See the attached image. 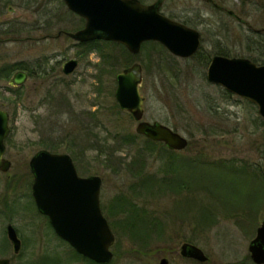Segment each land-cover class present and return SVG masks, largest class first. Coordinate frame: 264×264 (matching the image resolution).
<instances>
[{
	"label": "rangeland",
	"instance_id": "rangeland-1",
	"mask_svg": "<svg viewBox=\"0 0 264 264\" xmlns=\"http://www.w3.org/2000/svg\"><path fill=\"white\" fill-rule=\"evenodd\" d=\"M9 1L0 0V68L21 64L48 74L29 78L15 91H7L12 75L0 81V108L9 114L10 128L5 158L12 164L7 173L0 172V258L10 264H89L53 233L30 196L29 161L46 150L70 156L79 177L101 178L100 207L115 236L108 264H159L162 258L168 264H199L179 255L183 243L204 252L208 261L203 264H253L248 245L264 222V122L250 102L209 83L208 65L199 61L227 52L229 58L264 65L255 62L264 50L254 45L256 39H247L254 30H264V0H214L253 30L202 0H165L163 15L179 23L189 20L200 33V56L180 59L147 46L136 55L126 50L132 55L127 58L114 52H120L118 47L103 46V60L64 35L80 30L84 20L61 0ZM139 1L151 5L156 0ZM125 58L131 60L129 67L138 63L142 68V120L169 127L188 140L186 149L167 154L162 144L146 147V139L135 132L137 123L115 108L116 76L125 69ZM70 59L78 61V68L66 77L62 65ZM105 144L120 150L112 154ZM52 145L58 149L51 150ZM141 156L143 180L165 176L161 169L169 165L166 177L183 184L182 193H155L147 187L151 183L138 187ZM229 165L237 172L223 169ZM124 200L143 206L153 219L145 250L132 242L116 212ZM205 207L214 215L207 226L200 223ZM8 224L22 243L16 256L6 237Z\"/></svg>",
	"mask_w": 264,
	"mask_h": 264
},
{
	"label": "water",
	"instance_id": "water-1",
	"mask_svg": "<svg viewBox=\"0 0 264 264\" xmlns=\"http://www.w3.org/2000/svg\"><path fill=\"white\" fill-rule=\"evenodd\" d=\"M67 9L84 20L82 29L65 35L77 43L106 41L122 45L130 54L140 52L145 42L163 46L175 57L187 59L200 48V34L161 14L165 0L144 5L139 0H62ZM224 12L236 22L253 30L248 22L233 11L217 5L213 0H202ZM264 32V30H254ZM60 34L57 35L59 37ZM78 66L75 59L64 63L62 72L72 74ZM23 72L13 74L10 87L25 83ZM209 83L221 86L227 92L256 105L264 121V65L257 66L248 59L212 57L206 71ZM142 68L138 63L122 70L116 76L115 101L123 112L137 123L135 132L146 139L163 143L168 150L182 151L188 141L169 127L142 120L144 98L140 93ZM10 133L9 114L0 109V172L7 173L11 162L5 158V140ZM264 166V157H263ZM33 177L31 192L37 211L47 217L54 233L77 254L97 264H108L113 259L111 247L114 235L100 207L101 179L98 176L81 178L71 158L66 154L37 152L29 161ZM6 237L14 255L21 251V241L12 225L6 227ZM254 264H264V222L248 246ZM181 257L201 264L208 261L204 252L195 245L183 243ZM0 264H10L9 258H0ZM159 264H168L162 258Z\"/></svg>",
	"mask_w": 264,
	"mask_h": 264
},
{
	"label": "trees",
	"instance_id": "trees-1",
	"mask_svg": "<svg viewBox=\"0 0 264 264\" xmlns=\"http://www.w3.org/2000/svg\"><path fill=\"white\" fill-rule=\"evenodd\" d=\"M30 1H36L37 0H30ZM8 2L10 3V1L8 0ZM5 3L7 4L5 6V4L2 6L3 8L2 9H5V7L8 6L9 3ZM30 3H26V6H28ZM5 6V7H4ZM171 19H175V17H170ZM182 24L186 25V26H191L193 25V22H189V20L187 21H183ZM251 38L250 36L247 37L248 40H253V39H256L258 42L254 43V45H258L259 44V48H262V50H264V33H253ZM260 42V43H259ZM249 45V44H248ZM81 46V48L85 49L86 50V53L87 54H90L92 52H95L99 55L100 57V60H103V56H102V47L103 46H115V47H118L120 52L119 51H114L115 53H119L120 55H123L127 58H131L132 55H128L127 54V51L126 49L122 46V45H119V44H116V43H111V42H103V41H93V42H88V43H83V44H79V47ZM152 47L154 49V51H157V52H163V51H166L161 45L157 44V43H154V42H148V43H144L141 47V49H143L144 47ZM248 50H249V46H248ZM125 53V54H124ZM107 54V53H106ZM111 54L112 53H108L107 57H111ZM216 54L218 55H222V56H226L228 57V53L227 52H217ZM201 53L200 51H198L196 53L195 56H193V58L197 57V56H200ZM106 55H104V58H107ZM127 58H125V60H123V63H126L123 67H129L130 63H131V60H128ZM108 62H110L108 59H106ZM209 56H206V57H201L200 58V63L201 65H208L209 63ZM260 62L261 64H264V55L261 56V59L259 60H255V62ZM129 64V65H128ZM32 67V66H31ZM16 71H27L28 72V75H36V73L40 70L38 69H32V68H28L27 67H24L22 66L21 64H12V65H5L4 67L0 68V81L2 80H7L9 78L10 75H12L14 72ZM42 72H45V70H43ZM117 71H115L116 73ZM16 88H7V91H15ZM116 109L119 110L117 104L115 105ZM120 111V110H119ZM114 143V139L112 141ZM146 147L148 148H153L155 146H157L158 144L160 143H154L152 141H149V140H146ZM116 145V144H115ZM162 150H164L165 152L164 153H167V154H172L173 151H170L168 150L163 144H162ZM105 147L108 149V151L110 153H115V152H118L120 149H114L113 145H109V144H105ZM51 150H57L58 149V146L56 145H52L49 147ZM145 148V147H143ZM141 148V151H145L147 150L146 148L143 149ZM75 161L76 159L73 158ZM141 163L140 165L141 166H138L136 169H137V173H139L140 175H142L143 171H144V159L142 160V156H141ZM130 166H134V164H131ZM167 168H162L161 169V172L164 174L165 173V176L163 177H154V176H151L150 178L146 179V180H143L144 176L145 175H142L139 177V182H138V187L139 185L142 183L143 186H145L146 184L148 183H151L149 186L147 187H150L149 191H152V192H157V193H161V194H164V193H169V192H165V190L167 191H173L175 193L180 194L182 193V191L184 190V185L181 184L179 185V182L178 181H175V180H170L169 178H167L166 176L168 175V170H170L172 167L169 166V165H166ZM223 169H227L230 171V173H234V172H237V170H235V168L233 169L232 166L229 165V168H223ZM159 174V173H158ZM162 174V175H163ZM29 175L31 176V174L29 173ZM30 180V179H29ZM28 182V181H27ZM145 188V187H143ZM177 188V189H175ZM175 189V190H174ZM140 191H143V193L145 192V190H142V189H139ZM140 195V194H139ZM31 196V195H30ZM119 209L121 211H119ZM205 211H203V214L205 213V215L201 214V220H200V223L202 225H205L207 226L208 223L212 224L214 222V218H212V216L214 215H211L210 212L206 209H204ZM118 212L121 217H123L121 219V223H123L124 228L128 231V233H130L133 237L132 239V242L138 246L139 249H143L145 250L149 245H150V238H147L148 236V232L149 230L151 231L154 227V223L151 222L153 221V219H151L149 217V211L147 209H145L143 206L140 207L139 205H137L136 203L130 201V200H124L123 202H121L118 206ZM200 213V212H199ZM148 217L151 219L149 220ZM45 219H47L46 217H44ZM210 218H212L213 220H210ZM203 219H204V224H203ZM208 220V221H207ZM48 221V220H47ZM153 223V224H152ZM156 223V222H155ZM138 224H141L142 226L139 227L140 229H142L141 231H137V232H134L137 230V226ZM49 225V223H48ZM209 225V224H208ZM50 229L51 226L49 225ZM150 228V229H148ZM147 235V236H146ZM136 237H140V238H136ZM139 242V243H137ZM72 249V248H71ZM1 254H3L2 251H0ZM72 253L75 257L79 258V259H82L83 261L85 262H88L89 264H96L80 255H78L73 249H72ZM195 262V261H194ZM55 264L57 263V261L55 260L53 262L49 260H47V264Z\"/></svg>",
	"mask_w": 264,
	"mask_h": 264
},
{
	"label": "flooded vegetation",
	"instance_id": "flooded-vegetation-1",
	"mask_svg": "<svg viewBox=\"0 0 264 264\" xmlns=\"http://www.w3.org/2000/svg\"><path fill=\"white\" fill-rule=\"evenodd\" d=\"M4 42H5V40H4ZM69 61V60H68ZM66 63V62H65ZM64 65V64H63ZM63 65H62V67H63ZM21 72H23V73H25L26 75H27V79H26V81L29 79V78H32V77H45L48 73L47 72H41V71H38L37 73H36V75H28V72L27 71H21ZM61 72H62V70H61ZM75 72V71H74ZM74 72L72 73V74H70V75H65V74H63V72H62V74L64 75V76H66V77H69V76H71V75H73L74 74ZM13 76V75H12ZM3 81V80H2ZM26 81H25V83H26ZM24 83V84H25ZM23 84V85H24ZM23 85H21V86H19L18 88H22V86ZM9 88V87H8ZM263 150H264V148H263ZM263 157H264V155H263ZM263 157H262V163H263ZM241 167H243V169L244 170H248V167L245 165V164H242V166ZM263 167V170H264V166H262ZM250 170V169H249ZM253 173L251 172V175H252ZM257 231V230H256ZM255 236H256V234H255ZM252 241V240H251ZM250 241V242H251Z\"/></svg>",
	"mask_w": 264,
	"mask_h": 264
}]
</instances>
